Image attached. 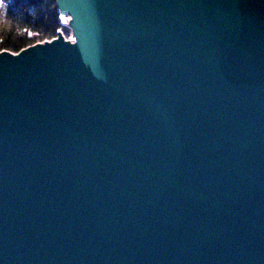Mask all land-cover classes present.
I'll return each mask as SVG.
<instances>
[{"label":"water","instance_id":"obj_1","mask_svg":"<svg viewBox=\"0 0 264 264\" xmlns=\"http://www.w3.org/2000/svg\"><path fill=\"white\" fill-rule=\"evenodd\" d=\"M67 9L0 51V264H264L263 1Z\"/></svg>","mask_w":264,"mask_h":264},{"label":"trees","instance_id":"obj_2","mask_svg":"<svg viewBox=\"0 0 264 264\" xmlns=\"http://www.w3.org/2000/svg\"><path fill=\"white\" fill-rule=\"evenodd\" d=\"M56 0H0V51L16 53L68 31L59 20Z\"/></svg>","mask_w":264,"mask_h":264},{"label":"rangeland","instance_id":"obj_3","mask_svg":"<svg viewBox=\"0 0 264 264\" xmlns=\"http://www.w3.org/2000/svg\"><path fill=\"white\" fill-rule=\"evenodd\" d=\"M57 10L59 12V20L65 29L68 31L64 34L62 30H57V35H62L66 40L74 41L76 40L77 31L79 26L74 22V19L70 16V12L67 9V0H56Z\"/></svg>","mask_w":264,"mask_h":264},{"label":"bare ground","instance_id":"obj_4","mask_svg":"<svg viewBox=\"0 0 264 264\" xmlns=\"http://www.w3.org/2000/svg\"><path fill=\"white\" fill-rule=\"evenodd\" d=\"M262 1H263V3H264V0H262ZM56 39H57V38H56ZM56 39L54 38V39H52V40L43 41V42H40V43L37 42V43L34 44L33 46L29 47V50H30L32 53H34L38 58H41V56H42V52H43L42 46H43L45 43H47V44H49V45H52V44L55 42ZM58 39H60V41H63L64 43H66V44H68V45H70V46H76V45L79 44L78 41H76V40H74V41L66 40L62 35H61Z\"/></svg>","mask_w":264,"mask_h":264}]
</instances>
